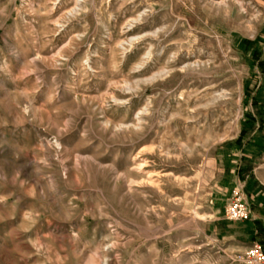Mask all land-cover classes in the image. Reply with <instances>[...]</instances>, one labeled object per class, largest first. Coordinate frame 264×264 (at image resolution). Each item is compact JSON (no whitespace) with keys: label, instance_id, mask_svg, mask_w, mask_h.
<instances>
[{"label":"rangeland","instance_id":"obj_1","mask_svg":"<svg viewBox=\"0 0 264 264\" xmlns=\"http://www.w3.org/2000/svg\"><path fill=\"white\" fill-rule=\"evenodd\" d=\"M76 1L0 0V264L264 251V0ZM173 52L208 68L143 84Z\"/></svg>","mask_w":264,"mask_h":264},{"label":"bare ground","instance_id":"obj_2","mask_svg":"<svg viewBox=\"0 0 264 264\" xmlns=\"http://www.w3.org/2000/svg\"><path fill=\"white\" fill-rule=\"evenodd\" d=\"M55 1H59V0H55ZM76 2H80L79 0ZM79 5V4H78ZM239 5V4H237ZM217 6V5H216ZM226 6V4L224 5ZM75 7H73V9H71L68 14L72 15V13L75 12ZM144 15V12L140 13L137 15V19L133 22H137L139 20H141V17ZM132 26V25H130ZM122 44V43H121ZM131 48V47H130ZM151 49V48H150ZM150 62V52L147 51V53L144 55L143 57V62L141 63V65H146ZM209 65V62H201L200 60H196L194 62H183L181 61V57L180 55H178L177 52H173V53H169L166 58L164 59V64L162 67H160L159 69H157L155 72H153L151 75H149L147 78H145L143 80V84L146 85H151L154 82H158V81H162L166 78H169L174 72L178 71L180 73L185 74L186 76L189 75L190 73H195V72H203L205 70H207ZM142 67V66H141ZM198 74V73H197ZM205 74V73H204ZM208 93L205 92V96ZM225 94L223 91L221 92H212L211 94V100L204 103V104H199V105H195V107L191 110V114H192V119H194L198 114H199V109H206L207 107H209L210 105L215 104L218 100H221L223 98H225ZM149 105L150 102H147V104L145 105L144 109L141 111L142 115L147 117L148 116V112H149ZM140 114V113H139ZM138 114V115H139ZM140 116V115H139ZM141 165H138V168H140ZM137 169V168H136ZM138 171V170H136ZM140 172V171H139ZM150 176V175H149Z\"/></svg>","mask_w":264,"mask_h":264},{"label":"built area","instance_id":"obj_3","mask_svg":"<svg viewBox=\"0 0 264 264\" xmlns=\"http://www.w3.org/2000/svg\"><path fill=\"white\" fill-rule=\"evenodd\" d=\"M224 217L229 222H245L250 218V208L243 198V188L232 190L230 199L224 209ZM242 264H264V251L258 244H253L246 252L238 257Z\"/></svg>","mask_w":264,"mask_h":264}]
</instances>
